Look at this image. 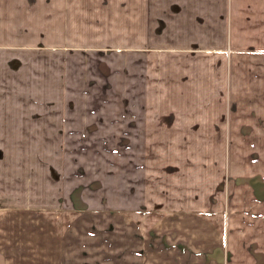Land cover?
Segmentation results:
<instances>
[{"label":"crops","instance_id":"0c3cea01","mask_svg":"<svg viewBox=\"0 0 264 264\" xmlns=\"http://www.w3.org/2000/svg\"><path fill=\"white\" fill-rule=\"evenodd\" d=\"M6 138L0 264H264V0H0Z\"/></svg>","mask_w":264,"mask_h":264},{"label":"rangeland","instance_id":"374dc122","mask_svg":"<svg viewBox=\"0 0 264 264\" xmlns=\"http://www.w3.org/2000/svg\"><path fill=\"white\" fill-rule=\"evenodd\" d=\"M37 140L0 139V173L4 169L6 174L5 177L0 175V197H46L48 195L47 190L44 192L42 190V187H47L46 185L50 183V171L46 167L48 155L41 154L37 150L35 145H41ZM42 140L46 141V139ZM66 141H69L66 145H71V139ZM34 162L38 165L33 166ZM107 182L109 183V179Z\"/></svg>","mask_w":264,"mask_h":264}]
</instances>
